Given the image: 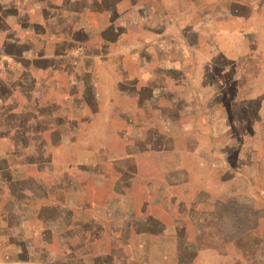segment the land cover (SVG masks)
<instances>
[{"label":"crops","instance_id":"0c3cea01","mask_svg":"<svg viewBox=\"0 0 264 264\" xmlns=\"http://www.w3.org/2000/svg\"><path fill=\"white\" fill-rule=\"evenodd\" d=\"M165 2L131 0L124 8L123 0H0V134L6 135L0 147V264H154L150 234L142 237L145 250L140 252L141 237L134 232L129 241L134 251L125 258L95 244L109 232L107 243L120 246V227L126 234L134 227L130 221L120 225L124 182L133 181L132 174L120 172V163L132 160L139 149L154 158L164 184L172 175L184 180L182 161L167 165L160 160L183 152L171 137L184 130L171 116L182 114L190 97L199 106L198 95L189 93L187 60L188 37L197 30L173 27ZM213 3L219 7L217 19L252 25V36L264 31L250 24L264 15V0ZM232 6L247 13L231 15ZM243 103L264 110V92ZM100 117H105L102 124ZM98 127L102 136L108 128L104 148L110 135L120 133V154L88 150L98 142L91 134ZM53 154L61 155L58 163ZM108 179L115 182L110 195L101 192L88 200V190ZM157 189L156 194L164 193ZM146 223L184 228L175 220L165 224L151 217ZM237 238L218 236L216 243ZM173 239L193 246L203 237L155 238L159 243ZM194 254L168 250L155 263L179 264L180 257L192 260Z\"/></svg>","mask_w":264,"mask_h":264},{"label":"rangeland","instance_id":"374dc122","mask_svg":"<svg viewBox=\"0 0 264 264\" xmlns=\"http://www.w3.org/2000/svg\"><path fill=\"white\" fill-rule=\"evenodd\" d=\"M129 1L123 0L122 6L128 7ZM165 5L173 18V27L189 29L190 33L197 30V35L188 37L187 60L189 93L193 97L198 95L199 106L190 97L182 114L171 116L178 129L184 130L182 136L173 132L171 137L175 146L183 145V152L180 157L162 156L160 160L167 165L182 161L186 170L184 180L177 182L176 176L180 174L172 175L175 177L164 184L154 158L146 150L139 149L132 160L120 163V172L132 174L128 178L133 179L124 182L125 209L120 210V225L130 221L134 227L127 234L120 227V246L112 248L107 243L111 234L105 232L99 235L95 247L120 258L130 257L134 250L129 241L136 232L141 237L136 246L140 252L145 250L142 237H154L149 249L154 264L158 261L155 257L168 250L195 253L192 260L188 255L180 257L179 264H264V110H256L252 104L243 106L244 98L264 92V84L260 83L264 80V31L252 36V25L242 27L237 19H217L219 7L213 0H166ZM232 7L231 15L247 13L245 7ZM263 16L258 14L250 24L261 29ZM176 91L180 92L179 87ZM104 121L105 117L99 118L101 124ZM97 129L100 127L91 134L98 142L88 150L109 156L120 154V133L110 135L109 146L104 148L108 128L104 136ZM5 136L0 134V147H5ZM60 157L53 154L52 158L58 163ZM105 181L98 189L88 190V200H95L101 192L109 193L115 187V182ZM156 188L164 193L156 194ZM164 198L170 202L168 207L163 204ZM151 217L163 223L180 221L184 228L147 227L146 221ZM165 234L184 236L187 240L199 236L203 239L193 246L175 239L172 243L155 240ZM218 236L238 238L219 245ZM122 237L129 243L122 242Z\"/></svg>","mask_w":264,"mask_h":264}]
</instances>
